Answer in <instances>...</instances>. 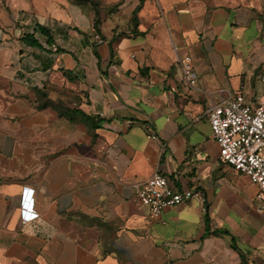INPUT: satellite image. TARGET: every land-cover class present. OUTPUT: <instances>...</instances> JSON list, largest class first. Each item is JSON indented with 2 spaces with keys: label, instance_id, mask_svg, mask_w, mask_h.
I'll use <instances>...</instances> for the list:
<instances>
[{
  "label": "crops",
  "instance_id": "0c3cea01",
  "mask_svg": "<svg viewBox=\"0 0 264 264\" xmlns=\"http://www.w3.org/2000/svg\"><path fill=\"white\" fill-rule=\"evenodd\" d=\"M97 4L101 40L90 3L0 0V264H242L232 239L264 264V202L220 161L206 115L240 90L261 99L264 0ZM185 56L197 90L182 84ZM154 173L204 202L152 218L135 186ZM25 190L32 222L21 219Z\"/></svg>",
  "mask_w": 264,
  "mask_h": 264
},
{
  "label": "built area",
  "instance_id": "2783aa9c",
  "mask_svg": "<svg viewBox=\"0 0 264 264\" xmlns=\"http://www.w3.org/2000/svg\"><path fill=\"white\" fill-rule=\"evenodd\" d=\"M56 51L55 47H52ZM182 84L189 90H197V76L192 59L179 60ZM264 85V71L259 75ZM212 137L219 148V159L258 187L256 198L264 202V93L254 104L240 90L206 111ZM136 195L147 207L150 216L157 218L167 208L187 203L194 197L204 199L193 190L178 191L169 185L167 178L154 173L146 181L135 186ZM21 219L32 222L38 218L34 211L33 192L25 190L21 198Z\"/></svg>",
  "mask_w": 264,
  "mask_h": 264
},
{
  "label": "trees",
  "instance_id": "16d2710c",
  "mask_svg": "<svg viewBox=\"0 0 264 264\" xmlns=\"http://www.w3.org/2000/svg\"><path fill=\"white\" fill-rule=\"evenodd\" d=\"M77 4H80V3H83V2H88L90 3L92 6H94V10H95V16H94V21H93V30L94 32L99 36H97V38H99V40L102 39V36L100 35V31H99V24H100V19H99V15H98V11H97V2H95L94 0H74ZM143 3V0H140V5ZM140 6H138V8L134 11L132 17H131V24L134 28H136V25H137V18H136V14L139 10ZM35 32H38L40 33L41 35H43L44 37H46L47 39V44L50 45L53 40H52V37L49 35L48 31L40 26V25H36L35 26ZM135 33V32H134ZM122 35H125L124 33ZM120 35V36H122ZM116 40V37L113 36L112 39L110 40L109 42V46H110V50H111V53H112V49H111V46L112 44L115 42ZM22 41L24 42L25 45L29 46V47H32V48H38V49H41L42 46L41 44L35 39L34 37V33H31V34H25L23 37H22ZM44 106H51L52 108H54L55 110L58 111V114L61 115V116H66L68 117L69 119H72L71 117L73 115H79L80 117H82L85 121H89L90 120V117L86 116L85 114H83L82 112L76 110V109H70V108H67V107H64L62 106L61 104H55V103H52V102H46L44 104ZM206 225L208 226V218L206 217ZM207 234H210L209 231L207 232ZM214 235H218V234H224V235H228L227 232L225 231H214L213 232ZM231 247L232 249H234L240 256V260H241V263L242 264H248L245 256L242 254V252L237 248V246L235 245V242L234 240L232 239L231 240Z\"/></svg>",
  "mask_w": 264,
  "mask_h": 264
},
{
  "label": "rangeland",
  "instance_id": "374dc122",
  "mask_svg": "<svg viewBox=\"0 0 264 264\" xmlns=\"http://www.w3.org/2000/svg\"><path fill=\"white\" fill-rule=\"evenodd\" d=\"M94 1L97 2L98 0H94ZM84 3H88V2H84ZM92 7H94V6H92ZM75 9L78 10L76 7L72 8L73 11H75ZM87 9H88V8H87ZM88 15H89V13L85 10V12H84V17L81 18V22H82V24L85 23V20H86V21H89V17H88ZM79 17H80V16H79Z\"/></svg>",
  "mask_w": 264,
  "mask_h": 264
}]
</instances>
